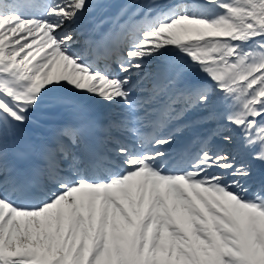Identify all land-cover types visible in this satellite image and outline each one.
I'll use <instances>...</instances> for the list:
<instances>
[{
  "label": "snow or ice",
  "instance_id": "6c2138e0",
  "mask_svg": "<svg viewBox=\"0 0 264 264\" xmlns=\"http://www.w3.org/2000/svg\"><path fill=\"white\" fill-rule=\"evenodd\" d=\"M0 264H264V0H0Z\"/></svg>",
  "mask_w": 264,
  "mask_h": 264
}]
</instances>
